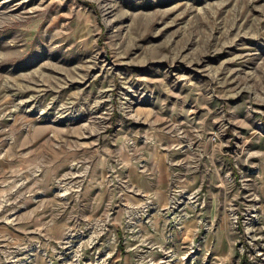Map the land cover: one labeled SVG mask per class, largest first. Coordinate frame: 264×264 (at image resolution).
Instances as JSON below:
<instances>
[{
	"label": "rangeland",
	"instance_id": "obj_1",
	"mask_svg": "<svg viewBox=\"0 0 264 264\" xmlns=\"http://www.w3.org/2000/svg\"><path fill=\"white\" fill-rule=\"evenodd\" d=\"M0 264H264V0H0Z\"/></svg>",
	"mask_w": 264,
	"mask_h": 264
},
{
	"label": "bare ground",
	"instance_id": "obj_2",
	"mask_svg": "<svg viewBox=\"0 0 264 264\" xmlns=\"http://www.w3.org/2000/svg\"><path fill=\"white\" fill-rule=\"evenodd\" d=\"M112 7H113V5L111 4V5H109L108 7L105 8L106 14L108 13V11L111 10ZM109 13H111V12H109ZM108 22H109V20H108Z\"/></svg>",
	"mask_w": 264,
	"mask_h": 264
},
{
	"label": "built area",
	"instance_id": "obj_3",
	"mask_svg": "<svg viewBox=\"0 0 264 264\" xmlns=\"http://www.w3.org/2000/svg\"><path fill=\"white\" fill-rule=\"evenodd\" d=\"M64 195V194H63Z\"/></svg>",
	"mask_w": 264,
	"mask_h": 264
}]
</instances>
